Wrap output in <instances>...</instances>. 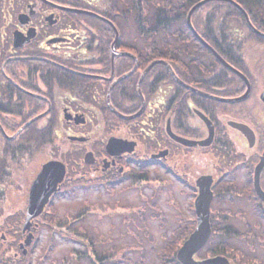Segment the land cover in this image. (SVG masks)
Returning <instances> with one entry per match:
<instances>
[{
    "label": "flooded vegetation",
    "instance_id": "obj_1",
    "mask_svg": "<svg viewBox=\"0 0 264 264\" xmlns=\"http://www.w3.org/2000/svg\"><path fill=\"white\" fill-rule=\"evenodd\" d=\"M141 3L147 18L152 10ZM113 9V0H0V229L16 231L19 224L6 220L23 213L21 234L33 235L75 181L113 191L149 184L163 170L165 181L174 176L191 186L194 199L198 177L209 175L211 234L248 238L264 220V200L255 190L257 180L264 191V13L244 9L251 27L238 8L242 17L232 19L238 32H197L204 43L187 18L170 35L123 33L120 26L131 22ZM137 19V29L140 22L150 29L151 22ZM208 21L200 17L199 28ZM220 21L217 29L224 27ZM195 23L192 18L194 29ZM53 160L64 173L59 164L41 174ZM36 178L37 202L28 208ZM220 197L227 206L215 211ZM250 210L257 211L253 219ZM233 249L222 254L228 264ZM240 253L241 264H251Z\"/></svg>",
    "mask_w": 264,
    "mask_h": 264
},
{
    "label": "rangeland",
    "instance_id": "obj_2",
    "mask_svg": "<svg viewBox=\"0 0 264 264\" xmlns=\"http://www.w3.org/2000/svg\"><path fill=\"white\" fill-rule=\"evenodd\" d=\"M144 2L152 10L153 2L156 1L143 0ZM123 3L121 9H125L124 16L127 15L131 23L121 25L120 30L129 34L137 32L135 23L138 22L136 16L141 14L140 10L130 9L135 5L130 0H124ZM119 4L121 5V0ZM215 6L216 4L206 6L204 12L207 13ZM148 17L145 19L150 23V15ZM221 18V14L216 16L217 20L213 22L215 28ZM237 26L239 29L238 22ZM236 44L234 43L235 46ZM249 54L253 55V52L249 51ZM151 176L154 179L149 184L135 182L132 187L121 185L114 187L113 191L95 183H71L63 194L55 198L50 212L39 218L41 224L33 232L28 244L24 243L25 236L21 234L24 214L7 218L5 224L14 226L18 223L19 227L16 231L13 227L10 229L9 225H6V230L3 227L0 229V257L8 264H95L91 258L97 253L106 258L102 260L103 264H158V250L171 239L173 228L187 221L194 226L195 195L191 186L174 176L168 181L162 179L163 170ZM163 181L165 182L162 183ZM17 203L24 206L27 201L20 197ZM225 206L227 205L220 197L215 203V211L219 207L224 209ZM223 209L219 214H224ZM253 212L257 215V211ZM253 212H247L248 217L253 219ZM78 213L82 215L72 220ZM2 223L0 216V224ZM263 223L248 238L243 237L246 236L245 233H239L238 236L227 239L230 247L250 256L251 264L256 263L254 259L257 257L264 263V249L259 244H264ZM201 253L203 255L205 251ZM233 256L234 258L228 256L232 259V264L244 262L239 254Z\"/></svg>",
    "mask_w": 264,
    "mask_h": 264
},
{
    "label": "trees",
    "instance_id": "obj_3",
    "mask_svg": "<svg viewBox=\"0 0 264 264\" xmlns=\"http://www.w3.org/2000/svg\"><path fill=\"white\" fill-rule=\"evenodd\" d=\"M120 0H113V10L119 11L121 10L123 12V15L125 14V9H121V7L124 5V0H121V5L119 4ZM133 3H135L134 6H131L130 9H139L141 14H137V18L141 17L142 22L147 23L145 17L142 15L141 12V5L143 0H130ZM156 1V2H153ZM200 0H152L153 2V9L150 15V29H144L142 27L141 22L139 23V29L138 32H165L170 34H174V32H180V29H173V26L182 24L184 27H186L185 24V18L187 15L188 10L190 7L198 2ZM237 2L243 9L249 10V12L253 15L259 14V12L264 13V0H234ZM148 3V1H146ZM216 6L212 8V10L205 13V8L208 5H214ZM149 5V4H148ZM119 8V9H118ZM221 10V13L219 11ZM205 11V12H204ZM218 12V13H217ZM204 13V15H203ZM218 14H221V17L223 19L222 25L224 27H221L220 29L212 28V24L214 19ZM148 15V16H149ZM127 16V15H126ZM206 17L210 18L212 21L203 22L204 27H201V24L199 22L200 17ZM242 14L237 6H235L233 3L227 0H210L201 6H199L191 15V19H194V23L197 22V25H195V29L197 32L204 34V33H211V32H217L220 31V33H225L226 35L229 33H235L236 30H238L237 22L233 21L232 19L235 18L238 20V18H241ZM144 18V20H143ZM148 18V17H147ZM196 24V23H195ZM217 25V24H216ZM239 25V22H238ZM208 26V28H207ZM165 45L168 48H174L172 47L169 42L165 39ZM229 47V46H228ZM229 49L233 52L237 49V46H230ZM82 214L78 213L73 216L72 220L78 219ZM187 224V225H186ZM186 225V226H185ZM184 226H177L173 228L172 230V237L169 239L165 244L158 250V257H159V263L158 264H167L170 262L180 264V262L176 258V251L180 244L183 242V240L189 235L190 230L192 229L191 222H186ZM238 233H223V232H213L211 234V237L209 238V241L207 244L197 253L198 258H204L207 254L213 255V254H223L226 253L227 250L230 249V247L226 246L227 239H230L231 237L238 236ZM205 251V255H201ZM235 255H240L242 258L243 255L234 248L232 250ZM201 253V254H200ZM5 259V258H4ZM103 256H99L97 253L93 255V262L97 264L99 261V264H103L102 260H104ZM243 259V258H242ZM97 262H96V261ZM246 260V258H245ZM8 264L5 260L0 257V264Z\"/></svg>",
    "mask_w": 264,
    "mask_h": 264
},
{
    "label": "water",
    "instance_id": "obj_4",
    "mask_svg": "<svg viewBox=\"0 0 264 264\" xmlns=\"http://www.w3.org/2000/svg\"><path fill=\"white\" fill-rule=\"evenodd\" d=\"M210 0H200L193 4L190 9L187 12L186 18L187 23L189 24L191 30L193 33L201 40V37H199L197 31L193 28L191 24V15L192 13L202 4L208 2ZM233 3L235 6H237L242 12L244 13L247 23L249 26H251L249 18L245 10L234 0H227ZM99 16V15H97ZM252 27V26H251ZM113 29L115 32V39L113 41V49L116 48V41L118 38V32L113 24ZM260 34H262L259 31H256ZM204 42V41H203ZM205 43V42H204ZM207 45V44H206ZM211 48V47H210ZM212 49V48H211ZM212 51H214L212 49ZM215 52V51H214ZM215 54L219 57V59L231 70L237 72L242 77H244L237 69H235L232 65L228 64L223 58H221L216 52ZM126 118L132 117V116H124ZM108 148H113V137H111L108 140L107 143ZM263 158L261 159L262 163H264V153ZM257 165L259 167L260 163ZM61 166V173H64V165L59 161H49L46 164L43 165L41 174L44 172H54L55 169L57 171V165ZM40 177V174L38 178ZM38 178L35 179V181L32 184V187L30 189V197L28 202V208L30 206L34 207L36 205L37 199H32V196L35 194V189L38 183ZM197 186H198V193L194 199V210L196 214V225L194 229L189 233V235L183 240L181 245L178 247L176 251V258L181 264H228V258L225 255L217 254L213 256H208L204 258H196L195 254L207 243L210 234H211V227H210V204L213 197V192L211 190V177L209 175H202L198 177L197 179ZM255 190L259 197L264 200V191L260 188L259 183L257 180H255ZM29 210V209H28ZM26 219L28 220V216H26ZM26 227V223L24 224V228ZM32 235H29L25 238L24 243L28 244L30 241ZM21 246L23 244L21 243Z\"/></svg>",
    "mask_w": 264,
    "mask_h": 264
}]
</instances>
